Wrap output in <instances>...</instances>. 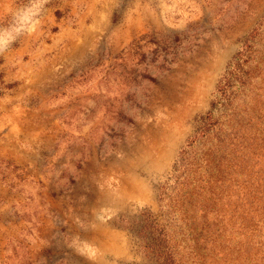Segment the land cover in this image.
Returning <instances> with one entry per match:
<instances>
[{"label":"rangeland","instance_id":"1","mask_svg":"<svg viewBox=\"0 0 264 264\" xmlns=\"http://www.w3.org/2000/svg\"><path fill=\"white\" fill-rule=\"evenodd\" d=\"M257 28L264 49V0H0V264H156L146 210L198 264L208 234L179 209H232L248 157H202L188 188L170 171Z\"/></svg>","mask_w":264,"mask_h":264},{"label":"trees","instance_id":"2","mask_svg":"<svg viewBox=\"0 0 264 264\" xmlns=\"http://www.w3.org/2000/svg\"><path fill=\"white\" fill-rule=\"evenodd\" d=\"M259 28L245 37L227 63L209 110L198 116L194 133L181 147L170 171L174 184L188 188L197 175V162L202 157L209 163L217 161L214 167H220L228 156L240 157L244 151L248 157L247 177L242 185L236 184L237 196H233L232 209H216V201L211 196L201 201V214L179 209L180 220L199 218L198 225L208 234L206 243L210 244L211 251L199 253L198 264H264V49L258 46L263 35L258 32ZM248 109L251 112H246ZM199 149L201 157L197 159ZM238 163L239 160L233 165ZM215 181L216 178L211 180V184ZM159 189L164 207L170 210L171 188L162 185ZM191 189L192 194L198 192L196 188ZM205 189L201 187V191ZM186 194L185 200H188L190 190ZM142 215L143 224L142 220L136 224H140L137 228L140 234L149 230V241L144 244L149 257L156 264H178L169 244L172 234L168 221L150 210ZM205 233L201 235L203 239Z\"/></svg>","mask_w":264,"mask_h":264},{"label":"bare ground","instance_id":"3","mask_svg":"<svg viewBox=\"0 0 264 264\" xmlns=\"http://www.w3.org/2000/svg\"><path fill=\"white\" fill-rule=\"evenodd\" d=\"M211 83H212V78H210L209 80H208V82H207V84H206V87H209V85H211ZM202 99H203V101H205L204 100V98L206 97V95H205V92H203L202 94ZM202 101V100H201ZM184 132V131H183ZM174 142V141H173ZM173 142H170V141H168V144H166L167 146H166V151H165V157L166 158H170L171 156H172V154H173V151H174V148L175 147H173ZM153 166V165H152ZM159 168V167H158ZM134 187V186H133ZM140 188L143 190V191H146L147 190V188H148V186H147V184L146 183H142L141 184V186H140ZM143 193H145V192H143ZM130 194V193H129ZM146 194V193H145ZM144 194V195H145ZM130 197V196H129ZM14 256V255H13Z\"/></svg>","mask_w":264,"mask_h":264}]
</instances>
